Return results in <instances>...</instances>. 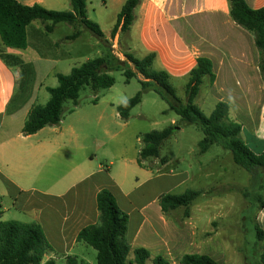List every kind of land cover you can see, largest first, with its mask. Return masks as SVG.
<instances>
[{"label": "crops", "instance_id": "obj_1", "mask_svg": "<svg viewBox=\"0 0 264 264\" xmlns=\"http://www.w3.org/2000/svg\"><path fill=\"white\" fill-rule=\"evenodd\" d=\"M17 1L26 6L40 4L54 10L59 0ZM246 2L254 10L264 6V0ZM214 3L215 0H204L199 11L178 16L155 9L139 12L138 8L129 34L135 35L137 46L144 53L143 58L151 53L156 54L152 69L168 72L171 83L179 80L188 82L189 72L197 66L198 57L211 59L216 75L211 86L219 98L217 103L232 99L246 100L245 104L237 106L239 112L247 116L255 106V83L260 84L261 92L264 88L258 67L259 54L253 37L233 23L230 8ZM200 16L199 31L191 20ZM185 19L184 29L175 25ZM38 22H33L27 28V48L5 47L6 54L19 58L23 65L72 59L75 47L62 51L60 41L51 39L49 34L52 33L47 34L44 25ZM73 27L75 32H82L76 40H66L74 44L84 31ZM191 33L194 37L189 38ZM130 35L129 42L132 41ZM104 36L111 42V37ZM126 46L127 53L132 54L135 47L130 48L129 43ZM17 69L18 66H8L0 58V216L5 217L11 210V204L4 206L7 199L18 211L29 214L41 225L51 246L44 262L53 259L56 263L62 260L66 263L68 257H77L80 262L93 264L85 257L87 245L78 243L76 239L81 230L98 222L97 195L100 190L108 189L129 216L127 241L131 248H145L152 259L163 256L172 264V259L168 257L185 244L186 234L182 229L172 232L168 227L158 204L160 195L152 201L144 199L139 205L135 204L132 193L125 188V181L115 178L111 169L109 172L96 170V153L82 143L83 133L79 126L84 124L91 130L94 124L98 127L107 121L77 117L65 122L62 116L58 126H47L34 135L24 136L23 127L30 110L37 105L39 87L22 88L25 97L18 101L20 87ZM58 74L62 73L56 76ZM205 78L210 81L209 77ZM95 106L98 107V104ZM243 108L247 113L240 111ZM79 110V106L74 107L70 115L78 114ZM142 136L134 134L130 137L135 138L142 148ZM141 148L136 153V172L144 177L146 184L161 177H174L173 172L167 175L161 169H156L158 175L155 176V169L140 166L138 159ZM125 167L128 168V165ZM186 179L187 174H184L181 182ZM261 226L264 229V222Z\"/></svg>", "mask_w": 264, "mask_h": 264}, {"label": "rangeland", "instance_id": "obj_2", "mask_svg": "<svg viewBox=\"0 0 264 264\" xmlns=\"http://www.w3.org/2000/svg\"><path fill=\"white\" fill-rule=\"evenodd\" d=\"M123 1L87 0L88 18L97 23L109 38ZM203 3L204 0H142L139 12L155 9L158 12H169L171 16H178L182 13L199 11ZM214 4L230 8L228 0H215ZM54 8L48 10L71 11L72 5L70 0H59ZM201 20L202 16L191 20L195 22L199 31ZM186 21V19L178 21L175 25L184 29L183 25ZM80 29L84 31L83 36L74 44L66 41V38L75 32L70 24L61 23L54 33L49 34L51 39L60 41L62 51L75 47L76 52L72 54V59L29 65L22 63L21 67L18 66L20 87L18 101L25 97L22 88L39 87L37 105H45L50 99L47 89L55 88L59 84L57 73L68 75L72 68L88 60L105 56L106 45L90 31ZM129 35V32H119L113 39L111 38L113 55L122 61L125 60L126 44L129 43L130 48L135 47L132 54L142 59L144 53L137 46L135 35H130L132 37L130 42ZM192 37L194 35L191 33L189 38ZM108 74L114 78V86L96 93L91 87H85L80 91L78 99L80 112L70 115L74 110L70 100L64 104L63 120L68 122L77 117H92L107 121L98 127L94 124L91 130L84 124L79 126L83 133L82 143L96 153L97 159L94 162L96 170L109 172L111 169L115 178L125 181V188L132 193L131 198L135 204L139 205L144 199L152 201L162 194L180 195L188 190L204 192L190 207L187 215L185 208H179L169 215L163 214L172 232L175 231L174 229H182L186 234L185 244L172 251L171 256L168 257L172 259V264H182L179 258L183 254L208 255L219 264H263L261 258L264 254V239L260 240L256 225L264 231L261 226L264 222V207H259L260 203L256 201V196L260 194L264 197V192L259 191L256 194L257 182L252 180L251 174L233 161L230 151L220 146L213 145L208 152L201 153L199 143L205 138L201 129L193 124H185L180 116L170 110L168 103L154 91L144 93L141 104L131 111L128 120L121 118L117 106L133 98L141 90L142 79L138 74L127 82L124 70L116 67L108 71ZM186 83L187 80L172 81L177 90L176 96L183 102H186ZM254 86L255 106L251 112L249 111V115H243L237 106L241 103L245 104L246 100L243 102L232 99L223 102L230 106L231 120H237L242 124L244 128L242 139L257 151L264 143V88L261 92L258 82ZM218 99L209 79L205 78L195 105L209 116L215 109ZM96 104L98 107L95 106ZM240 111L247 113L245 108ZM167 127L175 128L173 136L163 143L160 157L144 161L143 166L155 169V176L158 175L156 169H161L167 175L173 172L174 177H161L146 184L144 177L136 172V153L141 145L130 136L134 134L142 136ZM166 162L167 166L163 167ZM126 164L128 168L125 167ZM184 174H187V179L181 182ZM262 180L263 177L258 182L263 183ZM246 192L251 196L245 197ZM4 204L6 207L11 204V210L5 217L0 216V222H35L29 214L13 207L9 200L6 199ZM87 247L86 259L97 264V252L90 246ZM130 260L133 262L132 255ZM56 264L66 263L62 260ZM147 264H153V261H148Z\"/></svg>", "mask_w": 264, "mask_h": 264}, {"label": "trees", "instance_id": "obj_3", "mask_svg": "<svg viewBox=\"0 0 264 264\" xmlns=\"http://www.w3.org/2000/svg\"><path fill=\"white\" fill-rule=\"evenodd\" d=\"M230 16L233 23L253 37L255 48L259 54V73L264 80V6L258 10L249 7L246 0H228ZM71 11L48 10L40 4L26 6L17 0H0V58L8 66H20L22 61L6 54L4 48L26 49L27 28L35 21H40L48 33H53L61 23L90 31L106 45L105 56L88 60L74 67L70 74H58V86L48 88L50 99L45 105L34 106L23 127V135L38 133L47 126H58L62 121L64 104L71 100L74 107L78 106L80 91L91 87L96 93L110 89L115 80L108 74L114 67L124 70L127 82L138 74L143 77L141 90L131 99L117 107L119 116L128 120L131 111L141 104L144 93L154 91L166 101L171 111L181 117L185 124L198 126L205 138L199 143L201 153H206L211 146L217 145L230 151L233 161L251 174L257 182V192H264V145L259 150H253L242 139L243 126L231 120L230 106L220 101L211 115H206L195 105V100L201 93L204 78L209 77L213 85L216 79L214 64L207 57H198L197 66L190 70L186 85V102L180 100L177 90L171 83V77L165 70L156 71L153 68L156 54L151 53L143 59H138L130 53L125 54V60L113 55L110 42L105 39L100 26L88 17L87 0H70ZM142 0H125L117 15L116 24L111 38L117 33L130 31L136 20V10ZM82 32L76 30L66 40H76ZM174 127L161 131H153L142 136V148L138 163L143 166L150 158L158 159L160 150L167 140L171 139ZM202 191L188 190L180 195L162 194L158 204L164 214L169 215L179 208H185L186 215L193 203L203 194ZM245 197L251 196L248 192ZM256 201L260 208L264 207L263 195H257ZM99 220L80 231L77 242L90 246L97 252V264H147L152 259L151 253L145 248L132 249L127 241L129 216L118 205L115 196L103 189L97 195ZM260 240L264 239V231L256 225ZM51 251V246L38 222L22 223L18 221L0 222V264H55L50 259L44 262L45 256ZM133 256V262L130 256ZM264 264V254L262 255ZM153 264H171L163 256L152 259ZM182 264H219L208 255L186 254L181 259ZM66 264H90L80 262L77 257H68Z\"/></svg>", "mask_w": 264, "mask_h": 264}]
</instances>
